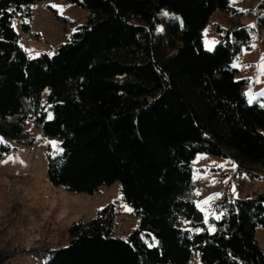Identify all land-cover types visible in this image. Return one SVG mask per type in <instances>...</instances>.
<instances>
[{"label":"trees","instance_id":"trees-1","mask_svg":"<svg viewBox=\"0 0 264 264\" xmlns=\"http://www.w3.org/2000/svg\"><path fill=\"white\" fill-rule=\"evenodd\" d=\"M42 0H0V157L32 145L28 122L58 137L46 178L93 194L119 182L138 219L114 235L113 204L67 229L65 246L36 250L44 264H264L256 239L264 193L223 198L205 222L194 201L198 153L232 159L236 173L264 170V106L249 103L234 61L264 28V0L248 12L230 0H65L87 10L52 54L30 58L12 26ZM222 12L213 50L203 29ZM23 31L30 33L28 23ZM264 49V43H263ZM51 115V119H49ZM219 217V218H217ZM155 242L154 247L149 244Z\"/></svg>","mask_w":264,"mask_h":264},{"label":"rangeland","instance_id":"rangeland-1","mask_svg":"<svg viewBox=\"0 0 264 264\" xmlns=\"http://www.w3.org/2000/svg\"><path fill=\"white\" fill-rule=\"evenodd\" d=\"M261 0H230L231 5L248 12L241 18L249 28L254 27V10ZM62 6V13L51 5ZM222 12L216 10L204 27L203 48L213 50L225 33L227 24ZM88 12L76 4L65 0H42L32 6L30 17L15 19V30L20 37V45L30 58L41 53L52 54L55 48L67 40L75 26L87 21ZM24 21L31 32L22 30ZM264 28L252 32L250 48H243L234 61L239 77L247 81L245 94L250 93L253 102L264 105V96L257 95L264 90V74L256 65L264 56ZM254 45V47H253ZM259 82H256V80ZM249 101V96L246 95ZM252 102V103H253ZM28 136L33 144H17L4 139L14 149L0 157V264H44L36 257V250L65 246L67 229L78 219L89 220L101 208L113 204L116 217L114 235L123 237L138 226V219L129 205L122 199L121 186L115 182L102 186L93 194L72 192L65 187L55 186L46 178L49 157L61 152L60 140L54 136H44L28 122ZM57 142L60 151L49 143ZM236 163L232 159L198 153L192 163L194 201L204 215L205 221L215 218L213 204L223 198L249 196L264 193V170L257 172L259 178L236 173ZM211 198V199H209ZM208 200L207 204L203 202ZM256 239L264 251V227H258ZM191 264H202L194 259Z\"/></svg>","mask_w":264,"mask_h":264},{"label":"snow or ice","instance_id":"snow-or-ice-1","mask_svg":"<svg viewBox=\"0 0 264 264\" xmlns=\"http://www.w3.org/2000/svg\"><path fill=\"white\" fill-rule=\"evenodd\" d=\"M51 7L57 9L58 12H61L62 13V10H63L62 9V6L53 4V5H51ZM27 22L28 21H24V23H27ZM12 26L15 27V21L12 22ZM253 47H254V45H253ZM236 66H237L236 64H233V67H236ZM256 67H257L258 71L261 74H264V56L261 57V61L256 65ZM256 82H259L258 78H257ZM245 95H248L249 96V101L248 102L251 104L253 102V98H252L251 94L250 93H246ZM257 95L264 96V90H262ZM262 106H264V105H262ZM49 119H51V115H49ZM0 143H3V141L0 140ZM49 143L53 146L54 149H56L57 151H60V149L58 148L57 142L50 141ZM12 159H13L12 157H9L8 158V160H12ZM8 160H6V161H0V162L7 163ZM209 199H211V198H209ZM208 202H209L208 200H205L203 203L204 204H207ZM198 207H199V205H198ZM217 218H219V217H217ZM205 222H207V220ZM154 246H155V242L149 244V247H154Z\"/></svg>","mask_w":264,"mask_h":264}]
</instances>
